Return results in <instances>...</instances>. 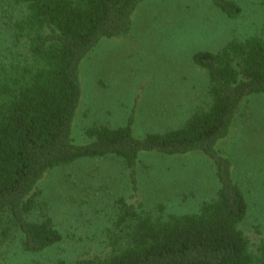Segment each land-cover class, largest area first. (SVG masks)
I'll return each instance as SVG.
<instances>
[{"label": "trees", "instance_id": "obj_1", "mask_svg": "<svg viewBox=\"0 0 264 264\" xmlns=\"http://www.w3.org/2000/svg\"><path fill=\"white\" fill-rule=\"evenodd\" d=\"M19 1L25 8L12 22V38L22 45L23 60L3 48L5 41L0 50V248L17 234L28 252L59 243L62 236L48 215L31 217L38 182L48 170L77 159L116 156L130 190L112 201L109 251L54 264H264V240L253 252L239 228L248 205L231 176L232 160L219 147L244 97L264 93V11L261 34L232 38L217 52L193 53V64L207 76L209 102L181 126L138 138L131 117L116 128L92 123L89 141L76 145L71 127L82 92L81 61L102 38L127 36L142 0ZM211 1L229 18L240 13L233 0ZM192 151L212 160L214 195L192 212L165 215L162 206L155 215L141 211L133 200L140 153Z\"/></svg>", "mask_w": 264, "mask_h": 264}, {"label": "rangeland", "instance_id": "obj_2", "mask_svg": "<svg viewBox=\"0 0 264 264\" xmlns=\"http://www.w3.org/2000/svg\"><path fill=\"white\" fill-rule=\"evenodd\" d=\"M235 18L225 16L211 0H142L132 13L124 38H102L80 64L81 98L71 127L76 145L89 141L92 124L116 128L132 118L141 138L181 126L208 102L205 72L192 62L197 51L217 52L232 38L261 34L264 0H233ZM19 0H0V50H16L12 22L24 11ZM9 52V51H8ZM232 160L231 176L247 201L239 228L249 249L264 240V93L250 94L239 104L231 130L219 143ZM138 191L141 211L156 214L198 209L216 189L215 167L199 151L165 155L140 153ZM32 218L45 213L61 241L38 252L25 251L17 234L0 248L1 264L74 263L104 256L110 249L108 229L112 201L129 195L126 169L116 156L82 158L48 170L37 184Z\"/></svg>", "mask_w": 264, "mask_h": 264}]
</instances>
